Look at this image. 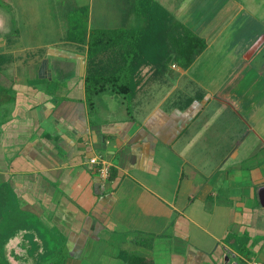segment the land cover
<instances>
[{
    "label": "crops",
    "instance_id": "0c3cea01",
    "mask_svg": "<svg viewBox=\"0 0 264 264\" xmlns=\"http://www.w3.org/2000/svg\"><path fill=\"white\" fill-rule=\"evenodd\" d=\"M28 1L15 4L26 13ZM93 1L79 4L87 29L137 21L135 0H118L114 21H97L115 26H95ZM154 1L204 48L186 68L142 66L134 112L113 115L105 93L104 117L85 102L86 45L63 31L19 46L0 8V84L14 95L0 106V191L63 245L66 264H126L122 252L150 264L264 261V0ZM92 157L107 162L105 179Z\"/></svg>",
    "mask_w": 264,
    "mask_h": 264
},
{
    "label": "trees",
    "instance_id": "16d2710c",
    "mask_svg": "<svg viewBox=\"0 0 264 264\" xmlns=\"http://www.w3.org/2000/svg\"><path fill=\"white\" fill-rule=\"evenodd\" d=\"M77 9L81 15L77 14L76 19L68 22L66 39L86 45L84 94L90 112L96 110L97 98L105 93L132 99L140 83L142 66L149 65L157 73H163L168 61L173 60L181 68H186L204 48L202 39L154 0H135L132 10L138 20L129 27L87 29L88 8L83 5ZM74 11L71 14H75ZM5 60V56L0 55V64ZM13 100L14 95L9 88L0 84V106ZM3 193L0 191V221L7 217L10 222L11 219L16 222L2 231L0 225V264H9L6 246L15 236H18L17 240L25 252L24 264H66L63 245L58 246L53 237L42 232L45 239H41L42 242L36 239L38 232L32 231L34 228L26 215L10 198L3 199ZM44 242H52L53 247L59 249L48 260L35 263ZM121 258L126 264H150L136 254L122 252Z\"/></svg>",
    "mask_w": 264,
    "mask_h": 264
},
{
    "label": "rangeland",
    "instance_id": "374dc122",
    "mask_svg": "<svg viewBox=\"0 0 264 264\" xmlns=\"http://www.w3.org/2000/svg\"><path fill=\"white\" fill-rule=\"evenodd\" d=\"M6 1L8 0H0V8L2 9L4 8L3 10L8 13L11 12V15L13 13V16H12L13 18L11 19L12 22L9 21V26H11L12 28H16V27L18 28V31L22 39L18 45L20 46L24 44H30L33 46V45H38V44L58 43L62 37V34H64L63 31H65L66 33L68 22H72L74 19H76L75 17L77 16V14L81 15V12L79 11V9H77L79 7V4L81 5V4L88 3L89 0H30L31 4L33 5L32 7L33 12L26 11V13H24L25 9L23 8L22 5L20 6L15 3L17 2L21 3L22 1H24L25 2L24 4L27 6L29 4L28 0H10L9 1L10 3L8 4L6 3ZM117 1L118 0H109V1L94 0L93 1L92 18L94 19L95 26H101V27L102 26H105V27L115 26V23L114 24L105 23L106 25H99L97 24L98 23L97 21H101L105 19L104 22L112 23L111 21L112 20L114 21V19L116 18L114 16V9H115V4L117 3ZM104 3H106L105 6L103 5ZM34 5L36 7H34ZM73 11L75 12V14H71L73 13ZM26 15L28 19L26 18ZM15 16H16V19H18V23L15 22L14 20ZM135 18L136 20H138L137 15H135ZM98 98H99V101L101 100V103H98V101L96 100L95 102L96 109L98 108V114H101L100 116L104 117L106 115L105 111L106 112L111 111L110 109L107 108V107H110L108 103L109 99L105 98L104 95H100ZM131 101H132L131 99L127 100V98H123L120 96L116 97L114 100V104H116L117 107L114 109L115 113H113V115L116 114L117 116H121L124 112V109L126 110V107H129L130 110L132 109L131 111L134 112ZM101 104H105V105H101ZM100 106L101 107L104 106V107L100 108ZM3 187H5V185H3ZM3 191H6V190H3ZM8 196L9 194L6 191L3 193L2 198L6 199L8 198ZM32 219L33 218L29 219L30 220L29 222L31 226L34 227V229H36L37 232H40V233H36L38 234L39 239H45L43 237V234L41 233V231L43 230L42 229L43 227L39 226L37 222L35 221V219L33 221ZM15 222L16 221L12 219L10 222V218L8 219L7 217H5V219H3L2 222L0 221V225L2 226L1 231L4 229L6 230L9 226H12V224H14ZM44 243L45 244L43 245V247H41L38 250V257L36 258L35 263H40L42 261L48 260L49 256H54L57 249H59V248H56L55 246L53 247L52 242H44ZM241 243L242 245H244L245 239H242L240 241V244ZM56 244L59 246L58 243ZM6 247H7L8 261L6 259L5 260L9 264H12V263L13 264H24L23 262H25L24 261L25 252L23 248L21 247L20 242L11 244L9 248L8 246ZM12 249L13 251H11ZM246 250L247 248H244V252ZM254 257L255 259H259V258H256L257 256L255 255ZM84 259H87V258L85 257ZM9 260L12 263H10ZM236 260L241 262L240 259H238L237 257H236ZM26 264H29V263L26 262ZM75 264H90V263L87 262V260H83ZM92 264H102V263L97 262V263H92ZM112 264H120V262L115 261Z\"/></svg>",
    "mask_w": 264,
    "mask_h": 264
},
{
    "label": "built area",
    "instance_id": "2783aa9c",
    "mask_svg": "<svg viewBox=\"0 0 264 264\" xmlns=\"http://www.w3.org/2000/svg\"><path fill=\"white\" fill-rule=\"evenodd\" d=\"M90 162L93 164L99 165L98 171H99L100 177L102 179H105L108 176L110 169H109L107 162H105L104 160H102L99 157H92L90 159ZM226 264H264V261L254 258V259L246 261V262H239L235 259H232V260H228L226 262Z\"/></svg>",
    "mask_w": 264,
    "mask_h": 264
}]
</instances>
